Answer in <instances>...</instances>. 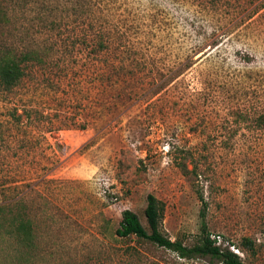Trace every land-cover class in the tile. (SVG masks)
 <instances>
[{
  "label": "rangeland",
  "instance_id": "obj_1",
  "mask_svg": "<svg viewBox=\"0 0 264 264\" xmlns=\"http://www.w3.org/2000/svg\"><path fill=\"white\" fill-rule=\"evenodd\" d=\"M245 6L0 0V46L43 59L0 91V264H219L115 234L124 211L149 232L151 194L192 246L198 193L215 245L264 264V11L236 42L214 36Z\"/></svg>",
  "mask_w": 264,
  "mask_h": 264
},
{
  "label": "trees",
  "instance_id": "obj_2",
  "mask_svg": "<svg viewBox=\"0 0 264 264\" xmlns=\"http://www.w3.org/2000/svg\"><path fill=\"white\" fill-rule=\"evenodd\" d=\"M215 6L224 3L228 0H212ZM235 3V10L241 9L242 5L246 6L235 15L230 23L225 27L223 31L217 32L214 36L221 39L228 34V40L234 43L241 37L238 30L235 27L246 19L247 22L255 23L254 17L259 16L264 11V0H232ZM264 17V14H263ZM234 30V31H232ZM232 31V32H231ZM221 45L216 44L213 49L206 53H203L199 60L212 57H220ZM27 45L20 53H14L8 48L0 46V91L10 92L21 85L24 77L26 76V64L28 61H43L40 56V51L36 48H28ZM49 48V47H48ZM47 48V49H48ZM101 51H105L104 45H99ZM43 51L44 54L47 53ZM52 47L50 46V50ZM211 49V48H210ZM255 52V51H254ZM214 53V54H213ZM213 54V55H212ZM244 61H251L254 54L250 51L237 50L234 54ZM189 56H186L188 58ZM264 120V114L262 115ZM264 122V121H263ZM184 174H186V167L183 165ZM196 176V166L190 171ZM198 199L203 204V209L200 212L202 219L201 237L197 243L192 246L184 245L181 241H172L162 231V221L164 217V203L157 199L155 196L149 194L146 197V206L144 209V217L147 222L149 232H147L139 221L138 216L132 211H124L122 214L119 226L115 231V234L121 239L134 238L139 241H144L154 245L155 247L162 248L175 253L180 259L191 260L195 258L208 257L217 261L219 264H244L240 258L229 250L221 249L215 245V241L210 238L209 233L206 230L205 225V203L201 193H198ZM1 210V208H0ZM16 234L24 232L25 227L20 222L16 225ZM17 237V236H16ZM245 244L252 246L251 242L245 240Z\"/></svg>",
  "mask_w": 264,
  "mask_h": 264
}]
</instances>
